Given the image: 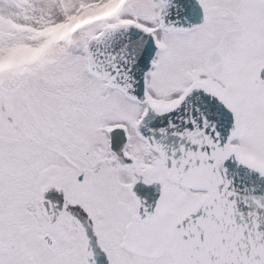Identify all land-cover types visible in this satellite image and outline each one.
Returning a JSON list of instances; mask_svg holds the SVG:
<instances>
[{"label": "snow or ice", "instance_id": "6c2138e0", "mask_svg": "<svg viewBox=\"0 0 264 264\" xmlns=\"http://www.w3.org/2000/svg\"><path fill=\"white\" fill-rule=\"evenodd\" d=\"M0 264H264V0H0Z\"/></svg>", "mask_w": 264, "mask_h": 264}]
</instances>
